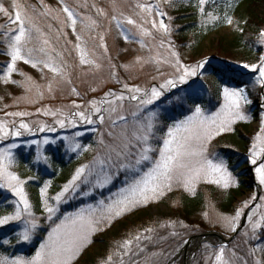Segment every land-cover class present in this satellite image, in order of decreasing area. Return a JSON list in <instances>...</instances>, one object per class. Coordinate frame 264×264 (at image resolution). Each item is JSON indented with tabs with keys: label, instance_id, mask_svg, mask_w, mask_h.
Segmentation results:
<instances>
[{
	"label": "snow or ice",
	"instance_id": "6c2138e0",
	"mask_svg": "<svg viewBox=\"0 0 264 264\" xmlns=\"http://www.w3.org/2000/svg\"><path fill=\"white\" fill-rule=\"evenodd\" d=\"M58 2L63 19L59 13L53 14V9L44 4L43 0L41 7L44 10L37 11L33 7L32 12L35 15L30 14L27 8L16 0L13 2L14 15L0 5V13L8 17L11 25L16 26L4 34L7 45L4 54L10 58V63L7 64L6 71L0 74V80L4 83H17L11 80V76L16 71L18 61L41 72L46 69L52 74L46 85H38L28 76H25L24 83L20 85L25 87L27 92L35 89L40 99L44 97L42 87L55 98L54 85L72 84L70 69L73 65L69 63L65 53L67 57L75 53L80 67L88 66L93 70H99L101 64L91 58L89 41L95 42V47L102 49L105 55L108 53L105 34L99 31V21L93 15L82 14L64 0ZM162 3L171 5L173 0H157L155 4L136 0L133 14L139 17L138 22L123 11L117 12V3L113 0L114 14L110 18V23H115L125 42L139 43L142 49L148 48L149 55L136 57L134 64L140 65L141 69L144 65H153L155 74L151 76V80L155 83L145 86L129 85L121 81L113 70L111 77L115 83L121 85L119 91L109 90L101 98L90 100L87 107L73 101L71 108L75 109L74 111H64L60 108L38 109L37 113L16 111L5 113L12 119L0 120V143L14 141L24 135L35 136L37 132L56 131V127L45 123L33 122L38 123V127L33 128L25 122V117L36 114L51 117L53 124L61 129L76 128L79 123L106 126L109 138L106 141L105 133L94 129L99 133V149L96 155L89 163L77 167L71 179L55 195L48 194L51 181L44 182L39 189V206L49 227L46 238L30 258L3 256L0 257V264H75L97 233L110 228L114 221L128 213L158 202L174 188H183L194 195L197 185L201 182L215 184L223 189H228L236 183L225 160L210 152V146L218 137L234 132L235 125L239 122L248 121L244 107L252 103L247 91L249 85H220V103L215 111H207L201 99L205 86L199 81L205 79V67L209 60L204 58L195 63H185L181 59V54L175 50L173 42L166 39L171 36L172 29L170 24L165 23L164 17L167 13L163 10ZM208 3L209 0H198L202 24L205 23V17L213 22L219 19L205 12V5ZM78 7L89 6L85 3ZM91 8L97 16L107 15L103 9L96 8L95 4H92ZM39 17H47L55 23H48L46 28H42L37 23ZM168 19L171 20V17ZM224 19L229 25L233 23L230 17L226 16ZM66 29L75 37V43L67 39ZM154 32L161 34L160 49H164L167 43V55H162L160 51L153 53V49L146 44L145 38L155 39ZM259 37V42L264 45V31L259 33ZM68 45H71V48ZM122 67L128 70L129 65ZM240 67L255 74L249 81L252 87L258 85L264 89V55L260 56L256 63H243ZM112 68L115 69V66ZM165 68L170 71H165ZM243 75L246 73H241V76ZM183 85L187 87H181ZM97 90L96 87L91 88L92 92ZM70 91L79 97L80 93L76 87H71ZM18 99L28 98L25 96ZM126 102L131 108L127 113ZM261 102L264 105V96H261ZM81 135L83 133L76 132L73 138H62L69 143L70 151L78 156L91 148V145L82 147L75 140V137ZM55 143V139L45 137L42 140L30 141L28 146L36 145V162L48 164L49 158L44 154L43 146ZM19 147L15 142L0 147V189L6 188L15 197V200L10 201L13 205L12 211L0 215V228L10 224L19 225L21 230L16 233V242L31 243L41 227V217L36 215L34 205L25 190L28 181L12 171L16 165L14 150ZM248 159L254 166L259 185L264 186V116L261 117L259 132L254 136L249 148ZM116 181H119V186L115 191H111L110 195L97 199L95 203H83L74 211L62 212V205L75 199L84 201L94 198L97 190L103 194V191L110 189ZM251 199L255 201L257 197L253 195ZM260 200L262 203L255 206L246 201L234 215L220 217L223 227L235 233L240 227L241 218L246 217L251 236L248 231L243 235L249 236V239H258L257 232L264 228V211H261L264 209V197ZM245 209H249V214L245 213ZM255 217L258 218L254 219ZM163 226L176 228L175 223ZM179 226L187 227L182 222ZM152 231V228L145 229L148 233ZM170 235L175 237L179 233L172 231ZM149 239L150 236L137 233L121 241L118 250L108 255L103 264H114L113 255L118 257L119 264H125L124 257L133 254L134 246L139 248L142 240ZM3 243L9 244L10 241L4 240ZM188 243V240H183L184 245ZM203 247L208 249L210 245L204 244ZM226 248V245H220L208 260H211L212 264H233L232 259L226 258ZM176 251H179V247ZM257 251L259 249L253 248L249 254L254 255ZM232 257H236L235 252H232ZM239 259L243 264H247L243 257ZM255 264L264 262L256 260Z\"/></svg>",
	"mask_w": 264,
	"mask_h": 264
},
{
	"label": "rangeland",
	"instance_id": "374dc122",
	"mask_svg": "<svg viewBox=\"0 0 264 264\" xmlns=\"http://www.w3.org/2000/svg\"><path fill=\"white\" fill-rule=\"evenodd\" d=\"M13 2L14 0H0V5H3V7L7 9L10 14L14 15ZM16 2L27 8L29 13L33 15H35V13L32 12L33 7L37 11L44 10L41 7V0H16ZM64 2L69 6L76 8V10L81 12L82 14L93 15L99 21L101 25L99 31L104 32L105 34L108 53L105 55L103 53V50L95 47V42L92 41H89V48L90 50H92L91 58L96 59L97 62L101 64V68L99 70H93L88 66L80 67L78 65V60L75 53H73L71 57H67V53H65V56L66 58H68L69 63L73 65V67L70 69L72 73V84L54 85V88L56 89L54 92L55 98H53V95L47 93V91H45L42 87L41 91H44V97L43 99H40L36 95L35 89H33L32 92H27L25 87L20 85L24 83L25 76H28L31 77L32 80L36 82V84L44 86L51 79L52 74L47 72L46 69L41 72L38 69L32 68L28 64H24L22 61H18L16 64V71L13 72L11 76V80L17 83H4L2 80H0V120L12 119L11 117L6 116L5 113L16 111L37 113L38 109L45 108H60L64 111H74L75 109L71 108L73 101H75L77 104H82L87 107V104L90 100L101 98L105 92L109 90L119 91L121 85L115 83V81L111 77V72L113 70L116 71L117 77L121 81L128 83L129 85L139 84L141 86H145L150 83H155L151 80V76L155 74L153 65L147 64L144 65V67L141 69L140 65L134 64L136 57H147L149 55L148 48L142 49L139 43L125 42L120 36L118 29H116L115 23H110V18L114 14L113 0H64ZM140 2L155 4L157 0H140ZM236 2L237 0H209V3L205 5V12L219 17V19L213 22L207 20V18L205 17V23L203 24L202 17L198 11V0H173V3L171 5L162 3V8L167 13V16L164 17L165 23L170 24V27L172 29L171 36L166 39H170L173 42L175 50L181 54V59L185 63H195L196 61L202 60L204 58H208L209 60V64L205 67V79L199 81L205 86V92L201 99L207 111H215L218 107L220 103V100L218 99L220 85L226 84L233 87L244 86L245 84L249 85L247 91L249 93V99L252 100V103L244 107L245 115L249 117L248 121L239 122L237 125H235L234 132L226 133L218 137L210 146V152L219 155L225 160L228 165L229 171L232 172V175L235 178L236 183L228 189L234 188L238 184L236 174L231 170L230 164L227 158H225L224 153L225 149L226 151L233 150L234 153H237L238 150H235V147H233L228 142V138L233 134L238 133L237 128L239 125L244 128V132L246 133V145L245 147H243L242 152L238 153L237 158L241 159L243 163H247V167L253 166L248 159L249 148L254 136L259 132L261 126V117L264 116V105H262L261 102V96L262 94L264 95V89H261L258 85L252 87L249 81L250 78L255 74L247 72L246 69L240 67V65H242L243 63H256L258 58L264 55V45L259 42V33L261 31H264V23L260 31L256 34L255 40L251 45L252 54L250 56L246 57L245 55H241L240 53H228V47L222 44L221 48L218 42L219 39H224L225 45H227L242 31L244 23L247 19V15L245 13V10L243 9V6L241 7L240 3ZM43 3L53 9V14L59 13L61 19L64 18L63 14L60 13V4L58 0H43ZM85 3H87V5L89 6L88 8L78 7V5H83ZM116 3L117 12L123 11L125 15H131L139 22V17L133 14V8L136 0H116ZM92 4H95L96 8L103 9L107 15L97 16L95 10L91 8ZM181 5H186L194 10V14L197 16L196 18L198 20L196 24L197 26H195V28L201 29L203 33V38L200 39L198 43H196L195 50H191V48H189L190 45L188 44L183 45L182 42H180V40L178 41L176 38V36L179 34V31L185 29V25L183 24V22L188 21L187 16L177 15V10ZM183 16H185V18H183ZM226 16L232 19L233 23L231 25L225 22L224 18ZM169 17H171V20L168 19ZM37 23L42 28H46V25L48 23L55 22L50 21L47 17H39L37 19ZM14 27L16 26L9 23L8 17L4 16L3 13H0V74L6 71L7 64L10 63V58L6 54H4L7 51L4 34L8 33L10 28ZM146 27H150V25H146ZM66 31H68L67 39L69 41H72V43H75V37L71 34V31L68 29H66ZM153 35L155 39L145 38L146 44H148L149 47L153 49V53L155 51H160L162 55H167V43H165L164 49L159 48L161 34L154 32ZM61 43H63V41H61ZM194 43L195 42H191V44L193 45ZM68 47L71 48V45H68ZM113 65L115 66V69L112 68ZM123 65H129L128 70H125V68L122 67ZM164 70L170 71V69L167 68H165ZM20 73H23L24 75H21ZM241 73H246V75L241 76ZM241 78L243 79V82L238 84L237 80ZM196 79L199 80L198 77ZM216 79L220 82H217ZM191 82L192 81H190V83ZM71 87H76L77 91L80 93L79 97L71 94ZM92 87H96L98 90L96 92H92ZM181 87H187V85H183ZM25 96L28 99H18ZM130 111L131 108L128 107L126 102V113ZM16 119L19 120V118ZM24 120L33 128H37L38 123H45L56 127L55 132H37V135L35 136L24 135L22 137L16 138L14 141L8 140L0 143V147H3L7 143L11 142H15L20 145L19 148L14 150L16 165L13 167L12 171L19 175L21 179L27 180L28 185L30 184L35 186L38 190V194L39 189L43 186L44 182L51 181L52 185L53 179L48 178L44 180L43 176L41 178H34L31 175L27 177V172L22 169H32L31 174L36 175L37 172L32 168V166H38L39 164H42V171H44L46 175H49L50 172H48L47 169L50 168L49 165H51V163L45 164L42 161L36 162V145H31L29 147L28 145L30 141L42 140L45 137L49 139H55V144L43 146L44 154L49 158V150L53 149L54 152L66 158V162H70L73 160L77 161V163L71 170L69 179L65 182L67 183L71 179V176L73 175L77 167L84 163H89L96 155V152L99 149V146L97 144L99 133L94 129L103 131L105 133V140H109V138L107 137L106 126H100L98 124L89 125L86 123H79L76 128L66 127L61 129L53 124V119L51 117H46L40 114L30 115L28 117H25ZM117 131H119V129H117ZM76 132L83 133V135L75 137V140L79 142L82 147L91 145L89 151L83 152L79 156L77 155V153L70 151L69 143L62 139L63 137L73 138ZM21 155L25 157L27 161L30 160V162H26L24 167L19 165ZM251 172L253 175V183L255 182L254 187L250 188V190L244 191L242 196L232 204L228 211L221 212L216 208H213L211 205H207L205 208V213H207V216H205L204 213L203 216L199 218L200 222L195 226L184 224L187 225V227L181 228L178 224L176 225L175 229L166 226L155 227L152 232L144 233V235L150 236L151 239L142 240L140 242L139 248H136L134 246L133 254L131 256L124 257L125 264H177V261L175 262V259L178 253L185 246L183 244V240H189L191 237L204 232H216L219 233L225 240H230L227 243H224L223 241H218L214 244L208 242L201 243L198 251L192 257L191 264H212L211 260H208V257L212 255V253L222 244L227 246L225 255L226 258H230L233 260V264H243V262L239 259L240 257H243V259L247 261V264H255L256 260H261L262 262H264V228L260 229L257 232L258 239H249V236H251V230L246 217L242 226L241 223L243 217L241 218L240 227H238L237 232L235 233L226 230L220 220V217L222 216L234 215L235 211L246 201H249L253 206L262 203L260 198L264 197V186L259 185L255 176L254 166ZM27 184L25 185V190L29 195L30 201L34 205L35 211V202L32 199V192L28 188ZM63 185H61V187ZM211 185L217 186L215 184L201 182L197 185V188L199 186L202 188L203 186ZM118 186L119 181H116L110 189H105L103 191V194H101V192L97 190L94 198H88L84 201H82L81 199L72 200L68 204H64L61 206L62 212L74 211L76 207L82 206L83 203H95L97 199H103L105 196L110 195L111 191H115ZM219 189L223 188L219 187ZM50 191L51 186L48 190L49 196H53L58 192L57 191L52 193ZM174 193L187 194L188 192L184 191L183 188H174V190L169 192L165 197H170ZM0 195L3 197L0 203V215H5L12 211L13 205L10 203V201L15 200V197L6 188L0 189ZM190 195L192 196L193 194ZM253 195L257 197L255 201L251 199ZM164 198H162L158 202L150 203L146 207L141 208L149 209L153 216H172V211L167 209L162 204V200ZM171 201L172 205L176 207L178 204V197L174 198ZM208 204L211 203L209 202ZM244 211L249 214V209H245ZM261 211H264V209H261ZM36 215L41 217V227L33 236L31 243L16 242V233L21 230L20 226L16 224L6 225L3 227L6 228L5 230H0L1 243H3L4 240H8L10 241L9 244L3 243V245L6 247L22 246L24 248H29L34 244L35 240L40 239L39 232L43 231L44 236L37 242L36 248H34V250L30 252V254H27L25 258H30L31 256H33L35 254V251L39 248L40 243L43 242V240L46 238L47 232L49 230L48 228V230L45 232V230L43 229V226L45 224L48 225V223L43 219L42 211L38 214L36 213ZM257 218L258 217H255L254 219ZM172 231L178 232L179 235L175 237L171 236L170 233ZM245 231L249 232V236L243 235ZM204 244H208L210 245V247L208 249H205L203 247ZM178 247L179 251H176ZM141 248L143 249V251H140ZM253 248L259 249V251H257L254 255H250V250ZM232 252L236 253V257H232ZM114 264H119V259L116 260Z\"/></svg>",
	"mask_w": 264,
	"mask_h": 264
},
{
	"label": "trees",
	"instance_id": "16d2710c",
	"mask_svg": "<svg viewBox=\"0 0 264 264\" xmlns=\"http://www.w3.org/2000/svg\"><path fill=\"white\" fill-rule=\"evenodd\" d=\"M240 3L241 7L245 10L247 19L244 23L242 31L236 37L230 41L229 44L225 45L224 39H219V45L222 48V44L228 47V53H240L241 55L250 56L252 54V43L255 40L256 34L260 31L263 20H264V0H237L236 3ZM177 15H185L188 21H184L185 29L179 31L176 36L177 40L182 42L183 45H190L191 50H195V45L203 38L202 30L195 28L197 26V16L194 14V10L186 5H181L177 10ZM183 16V18H185ZM191 42H195L194 45ZM220 51V50H219ZM222 51V50H221ZM243 79H238V84L243 82ZM217 82H220L216 79ZM241 128V129H240ZM237 134H233L228 138V142L238 150L237 153L234 151H226L225 158H227L231 170L236 174L238 184L234 188L228 190L219 189L217 186H199L194 195L174 193L170 197H165L162 200V204L172 211L173 215H157L149 211V209L138 208L135 211L128 213L119 220L113 222L110 228L105 231L96 234L92 240L93 242L81 253L75 264H103L108 255L114 254L118 250V245L121 241L137 234V233H147L145 229L155 227H164L169 223H175L176 225L182 222L183 224H189L195 226L200 222V219L205 213V208L207 205H211L219 211L226 212L230 209L232 204L237 201L239 197L242 196L244 191L250 190L254 187L253 178L248 168L247 163H243L241 159L237 158L238 153L242 152L243 147L246 145V133L244 128L239 125L237 128ZM220 145V144H218ZM49 158L51 165L48 170L49 175H46L42 171V164L38 166H32V168L37 172L36 175H32V169L23 168L27 172L28 176H33L34 178H41L43 176L44 180L51 178L53 183L51 185L52 193L57 192L61 185H63L70 177L71 170L73 166L77 163L76 160L66 162V158L62 157L60 154L54 152L53 149L49 150ZM26 160L22 155L20 156L19 165L24 167ZM28 188L32 192V199L35 202V213H40L39 206V194L38 190L33 185H28ZM173 196V197H172ZM172 197V198H171ZM178 197L177 206L172 205L174 198ZM0 195V203L2 200ZM211 204H208V203ZM213 202V203H212ZM169 219V220H168ZM199 219V220H197ZM48 225L45 224L43 229L45 232L48 230ZM2 228L0 230H5ZM44 236V232H39L40 239ZM35 240L34 244L29 248H24L22 246H4L0 241V256H7L9 258H14L16 256L25 257L30 254L36 248L37 242L40 240ZM30 249V251H29ZM118 260V257L113 255V261Z\"/></svg>",
	"mask_w": 264,
	"mask_h": 264
},
{
	"label": "bare ground",
	"instance_id": "6f19581e",
	"mask_svg": "<svg viewBox=\"0 0 264 264\" xmlns=\"http://www.w3.org/2000/svg\"><path fill=\"white\" fill-rule=\"evenodd\" d=\"M248 165V164H247ZM248 168L253 169V166H249ZM219 241L216 237H207L204 240L200 239H191L187 246L181 250L178 253L177 258L175 259V262L177 261V264H191L192 257L195 255V253L198 251L201 243L208 242V243H216Z\"/></svg>",
	"mask_w": 264,
	"mask_h": 264
},
{
	"label": "water",
	"instance_id": "95a60500",
	"mask_svg": "<svg viewBox=\"0 0 264 264\" xmlns=\"http://www.w3.org/2000/svg\"><path fill=\"white\" fill-rule=\"evenodd\" d=\"M244 219H245V217H243V219H242L243 220L242 221V224L244 222ZM207 237H216L218 240L224 241L223 237L220 234L216 233V232H206V233H202V234H200L198 236L192 237L191 239H196L197 238V239H200V240H204Z\"/></svg>",
	"mask_w": 264,
	"mask_h": 264
}]
</instances>
